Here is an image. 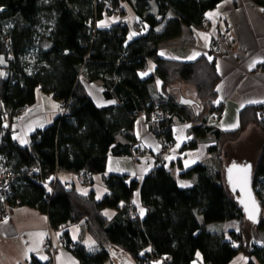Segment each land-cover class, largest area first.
Returning a JSON list of instances; mask_svg holds the SVG:
<instances>
[{"label":"trees","instance_id":"trees-1","mask_svg":"<svg viewBox=\"0 0 264 264\" xmlns=\"http://www.w3.org/2000/svg\"><path fill=\"white\" fill-rule=\"evenodd\" d=\"M222 1L0 0V61L7 64L0 79V158L13 178L10 202L46 215L49 227L64 237L65 248L73 244L69 253L79 264H229L238 254L247 264H264V141L252 162L253 188L262 209L258 226L244 219L228 191L223 158L224 145L237 141L250 122L264 138V118L241 115L233 131L207 126L208 117L219 118L222 110L216 104L215 61L205 55L177 61L158 51L180 36L183 27H203L206 13ZM251 1L264 13V0ZM124 5L147 28L131 41L125 24L101 29L97 23L104 15L124 17ZM148 68L163 92L155 90L152 75L140 77ZM83 80L98 84L104 99L115 104L97 107ZM178 83L194 88L197 108L179 104L172 94ZM37 92L52 97L57 106L65 103V111L57 109L54 122L21 146L9 134L7 119L34 104ZM155 105L159 120L152 117ZM142 112L164 145L172 143L176 121L189 123L193 137L210 136L208 152L218 169L198 164L183 173L195 177L187 189L177 185L161 162L140 182L128 175H109L104 178L109 194L99 201L59 177L51 180L57 170L83 176V184H88L91 175L104 174L109 155L139 156L144 149L134 123ZM136 190L143 217L132 202ZM107 208L116 211L112 218L103 214ZM230 221L240 226L224 233L222 227ZM79 223L95 242L93 249L69 239L67 228ZM30 264L52 262L32 258Z\"/></svg>","mask_w":264,"mask_h":264},{"label":"crops","instance_id":"crops-1","mask_svg":"<svg viewBox=\"0 0 264 264\" xmlns=\"http://www.w3.org/2000/svg\"><path fill=\"white\" fill-rule=\"evenodd\" d=\"M124 8L126 17L104 15L97 23L101 29H107L116 23L126 24L128 41H131L143 35L147 28L138 22L133 12H129L127 5H124ZM170 17L174 18L172 13ZM162 27L160 26L158 31H161ZM166 45H161L158 49L166 59L189 62L205 55L215 61V70L219 76L216 104H221L222 110L219 118L216 115L208 117L207 126L220 131H233L240 126L241 115H247L250 119L255 115L264 118V13L251 0H223L206 13L203 27H183L180 36ZM215 50L219 51L221 58L213 56ZM197 53L198 55L189 59ZM150 75L153 76L150 68L140 73L141 78ZM152 83L158 94L163 92L157 76H153ZM83 84L97 107L115 104V101L104 99L98 84L86 81ZM172 94L178 99H196L194 88L185 83L175 84ZM57 116V102L52 97L37 92L34 104L12 124V127L18 130L15 139L26 145L34 132L50 126ZM134 131L144 149L139 156L109 155L104 174L91 175L88 184H83L77 174L65 172L58 174L60 181L73 186L82 195L93 193L99 201L109 194L104 185V178L109 175H128L140 182L155 169L158 162H161L172 171L177 185L181 189H187L193 185L195 177H183V173L198 164L218 169L216 159L208 152L212 138L193 137L189 123L176 121L173 124L172 146L166 154L164 143L150 130L144 116L137 117ZM263 141V135L255 122H250L238 141L224 145L223 154L228 157L233 154L232 151L239 148L238 154L235 155L241 158H235L234 163H252L256 161ZM190 143H194V146L187 147ZM249 155L253 159L250 160ZM223 158L226 162L227 159ZM132 202L137 214L143 217L145 210L140 204L138 190L135 191ZM103 214L112 218L116 211L107 208L103 210ZM239 226V222L230 221L223 225L222 230L227 233L237 230ZM66 233L73 243H83L87 249L94 248L95 242L84 233L82 223L69 226ZM58 236L59 233L49 227L46 215L32 208L17 207L8 218L0 219V264H30L32 258L42 263L51 261L52 264H79L66 249H58L53 253L44 249L46 240L56 245ZM247 262L248 259L243 254H238L229 264ZM253 262L258 264L255 260Z\"/></svg>","mask_w":264,"mask_h":264},{"label":"water","instance_id":"water-1","mask_svg":"<svg viewBox=\"0 0 264 264\" xmlns=\"http://www.w3.org/2000/svg\"><path fill=\"white\" fill-rule=\"evenodd\" d=\"M7 64L3 58L0 61V79ZM179 104L197 106L196 102L181 97ZM23 146V145H21ZM252 163H232L224 168V180L228 191L234 197L238 208L241 209L244 219L254 226H258L262 216V209L253 188ZM252 217L251 219L249 217ZM131 264V263H130Z\"/></svg>","mask_w":264,"mask_h":264},{"label":"built area","instance_id":"built-area-1","mask_svg":"<svg viewBox=\"0 0 264 264\" xmlns=\"http://www.w3.org/2000/svg\"><path fill=\"white\" fill-rule=\"evenodd\" d=\"M109 5V3H106ZM213 56L215 58H221V55L219 54L218 50L213 51ZM58 112L60 114L64 113L65 111V103L59 102L58 103ZM217 107L220 108L221 104H217ZM29 106H22L16 116H11L9 115L8 117V131L9 134L11 135L12 138H16L18 135V130L14 129L12 127V124L20 119V117L28 111ZM158 109V106L155 105L154 107V112H153V117L159 120L161 118V113L160 111L156 110ZM141 115H144L142 112ZM21 145H24L23 143H20ZM167 146H171V143H167ZM159 164V163H157ZM59 172L56 170L52 176L51 180H57ZM81 181H84L85 177L79 176ZM13 178L10 176L7 172L6 166L2 159L0 158V219H6L10 216V214L14 211L15 207L14 205L10 202V183L12 182ZM65 239L63 236L59 235L57 238V244L53 245L49 240H46L44 242V249L50 250L51 253L56 252L58 249H66L65 248ZM73 249V244L68 246V249H66L68 252H70ZM197 264H200L197 260H195Z\"/></svg>","mask_w":264,"mask_h":264},{"label":"rangeland","instance_id":"rangeland-1","mask_svg":"<svg viewBox=\"0 0 264 264\" xmlns=\"http://www.w3.org/2000/svg\"><path fill=\"white\" fill-rule=\"evenodd\" d=\"M128 10H129V12H132V10L130 9V7L128 8ZM114 16V15H113ZM116 16H120V15H116ZM124 17H126V14H125V16ZM126 25V24H125ZM166 44H168V42H166V43H164L163 44V46H167ZM2 77L4 76V73H3V70H2V75H1ZM194 100H196V99H194ZM195 107V106H194ZM217 109H219V108H217ZM156 110H159V108L158 109H156ZM142 117L144 116L145 117V114L144 115H141ZM215 116V115H214ZM152 117H153V113H152ZM240 138V137H239ZM238 138V139H239ZM238 141V140H237ZM236 141H234V142H231V143H235ZM172 146V145H171ZM171 146H167V144L165 145V152H164V154H166L167 153V151H168V149L171 147ZM189 146V145H188ZM187 146V147H188ZM243 148H245V146H243ZM223 149H224V147H223ZM238 150H239V148L236 150V151H232V153L233 154H229L228 155V157H227V155H225V157H226V159H227V161L225 162V165H229V164H231V163H234V162H236V161H234L235 160V158H237L238 160L241 158V157H239V156H237V155H235V154H238ZM249 152V151H248ZM250 154V153H249ZM249 158H250V160L251 159H253L252 157H250V155H249ZM237 160V161H238ZM217 164V166H218V162L216 163ZM59 173H61V172H59ZM65 185H67V184H65ZM69 186H71V185H69ZM248 228V227H247ZM263 232V231H262ZM261 232V233H262ZM264 234V233H263ZM261 236H263L264 237V235H261Z\"/></svg>","mask_w":264,"mask_h":264},{"label":"snow or ice","instance_id":"snow-or-ice-1","mask_svg":"<svg viewBox=\"0 0 264 264\" xmlns=\"http://www.w3.org/2000/svg\"><path fill=\"white\" fill-rule=\"evenodd\" d=\"M161 55H163V53H161ZM195 55H198V53H197V54H193V57H189V59H192V58H194V57H195ZM249 218L251 219L252 217L250 216Z\"/></svg>","mask_w":264,"mask_h":264}]
</instances>
